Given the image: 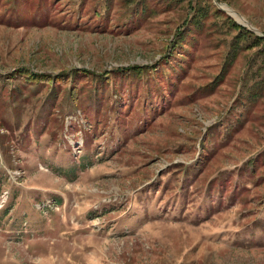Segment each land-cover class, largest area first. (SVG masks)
<instances>
[{
  "label": "rangeland",
  "instance_id": "rangeland-1",
  "mask_svg": "<svg viewBox=\"0 0 264 264\" xmlns=\"http://www.w3.org/2000/svg\"><path fill=\"white\" fill-rule=\"evenodd\" d=\"M0 264H264V0H0Z\"/></svg>",
  "mask_w": 264,
  "mask_h": 264
},
{
  "label": "trees",
  "instance_id": "trees-1",
  "mask_svg": "<svg viewBox=\"0 0 264 264\" xmlns=\"http://www.w3.org/2000/svg\"><path fill=\"white\" fill-rule=\"evenodd\" d=\"M234 27H238V26H236V25H233Z\"/></svg>",
  "mask_w": 264,
  "mask_h": 264
}]
</instances>
